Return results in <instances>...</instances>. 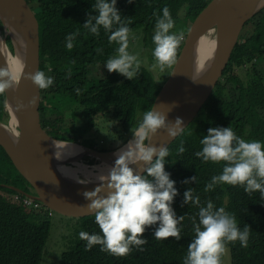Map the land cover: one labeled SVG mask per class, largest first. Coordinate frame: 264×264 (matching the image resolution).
<instances>
[{"label":"trees","instance_id":"trees-1","mask_svg":"<svg viewBox=\"0 0 264 264\" xmlns=\"http://www.w3.org/2000/svg\"><path fill=\"white\" fill-rule=\"evenodd\" d=\"M26 1L39 25V70L54 79L48 89L40 90L41 127L58 140L78 142L104 151L122 138L123 131L129 135L137 127L143 114L151 109L172 68L155 78L144 60L143 47L150 50L155 47L152 37L156 17L162 15L167 6L174 21L170 31H183L185 37L191 22L211 0H132L131 3L117 0L121 22L130 28L129 41L134 33H141L139 42L135 41L142 59L139 73L133 80L117 72L110 73L105 67L118 47L115 43L109 44L110 33L101 27L96 36L83 27L88 15L97 14L92 9L95 0ZM118 26L114 24L113 30ZM69 34H76L71 50L66 47ZM6 45L12 51L9 37ZM182 45L183 41L178 54ZM257 56L264 57V7L244 24L213 92L191 123L168 146L164 170L169 173V179L175 181L177 190L171 207L177 217H185L178 225L181 239L156 240L153 232L157 224L144 232L142 238L148 243L142 246L143 251L133 248L124 257L101 252L99 245L85 251L87 242L80 239L79 233L100 232L95 216L91 214L78 217L80 224L73 226L70 247L60 253V264H183L187 246L194 235L190 218L196 217L199 211V207L191 202L181 206L183 194L189 188L194 198L199 196V206H205L211 200L214 210L223 207L234 214L241 230L245 224L250 226L246 248L241 247L238 240L227 244L230 264H264V200L260 193L249 195L243 187L226 184L205 192V185L213 176L222 173L224 165L204 162L194 155L202 149L200 140L211 127H231L245 141L264 144V76L259 73L262 67L255 61ZM242 68L246 72L245 80L235 72ZM140 111L141 119L137 121L135 118ZM8 119L5 95H0V121L7 122ZM181 142L185 148L182 154L178 152ZM192 176H196V183H182ZM12 186L29 189L28 182L0 146V264H40L50 235L52 215L14 200L17 195Z\"/></svg>","mask_w":264,"mask_h":264},{"label":"clouds","instance_id":"clouds-1","mask_svg":"<svg viewBox=\"0 0 264 264\" xmlns=\"http://www.w3.org/2000/svg\"><path fill=\"white\" fill-rule=\"evenodd\" d=\"M128 2L131 3L132 0ZM116 3L117 0H95L92 9L97 14L88 15L83 27L96 36H99L101 27L105 32L110 33L109 44L115 43L118 47L115 50L116 54L107 60L105 67L110 73L117 72L133 80L139 73L140 61L136 55L128 52L130 28L121 22ZM153 15L155 16L156 13ZM114 24L119 25L115 30H113ZM173 28L174 21L169 8L165 6L162 15L156 17L155 33L152 37L155 46L152 52L155 61L152 68L153 70L159 69L161 73L177 63L178 49L184 40L183 31L173 33L170 31ZM75 35L69 34L66 37V47L69 50L73 48ZM9 40L13 53L14 48L10 37ZM24 79L30 80L38 90L48 89L54 83L51 76H47L44 71L40 70L24 74ZM16 82L17 77L12 69L7 64L0 66V95L13 90ZM37 99L38 97H33L27 105L17 102L15 110L22 111L26 107H33ZM152 106L143 114L141 121V111L138 112L135 120L140 123L137 127L129 135L123 131L122 138L116 140L109 150L91 148L98 153L111 154L116 153L129 141L125 148L115 154L116 158L107 174L99 175L100 182L94 190L82 193L83 197L90 201L87 204V210L94 214L95 223L100 230L99 234L90 235L84 231L79 233L80 239L87 242L85 251H90L95 245L100 246L101 252L114 257L127 256L133 248L143 251L142 246L148 243L147 239L142 238L144 232L147 228L157 224L158 227H155L153 232L156 240H166L170 237L177 241L181 239V229L178 225L185 217H177L171 207L177 190L174 187L175 181L170 180L169 173L164 170L165 157L169 156V149L149 142L160 129H165L168 137L175 138L184 130L181 127L183 121L176 118L174 123L169 124L166 122V114L157 111ZM51 138L60 143L79 146L82 150L88 148L78 142ZM200 143L202 149L194 153L196 157L202 158L204 162L223 163L224 165L222 173L213 176L211 181L205 185V192L213 191L217 185L226 184L243 187L245 193L249 195L259 192L261 199L264 200V144L255 140L245 141L237 136L231 127L209 128L207 135L203 136ZM178 152L180 154L185 152L183 142ZM60 155L61 153L59 156L56 154V157L60 158ZM154 156L155 159H153ZM100 157L85 154L78 162L82 161L91 168L98 162L102 163ZM69 164L64 163L68 166ZM130 165H135L136 168ZM196 181V176H192L182 183L189 184L196 183ZM80 182L85 183V181ZM15 188L20 191L12 188L17 195L13 197L14 200L23 203V198H30L40 204L43 209L40 212L48 211L49 215L53 214V211L35 198L30 185L27 190ZM183 197L181 206L191 202L199 207L197 216L190 218L194 235L187 246L183 264H222V257L228 243L238 240L241 247L248 246L251 231L249 225L245 224L241 230L238 227L236 216L227 212L223 207L214 210L211 200L207 201L205 206H199L200 198L199 196L193 197L191 188L184 192ZM30 208L34 207L30 206Z\"/></svg>","mask_w":264,"mask_h":264},{"label":"water","instance_id":"water-1","mask_svg":"<svg viewBox=\"0 0 264 264\" xmlns=\"http://www.w3.org/2000/svg\"><path fill=\"white\" fill-rule=\"evenodd\" d=\"M264 7L260 0H211L191 22L167 80L155 98L152 108L166 114V122L174 123L176 118L184 127L198 112L213 92L228 64L231 53L238 41L244 24ZM223 23L222 32L216 36V49L207 69L199 74L193 67L194 46L198 37L208 25ZM0 31L3 43L10 37L14 52L22 45L21 66L13 90L5 94L8 113L11 110L20 122L21 137L18 144L12 141L6 125L0 121V146L4 149L19 174L28 182L34 196L48 209L66 217H84L93 213L87 204H81L61 196L56 187V170L51 151L55 140L46 134L40 125V90L24 74L39 70V25L37 18L26 0H0ZM5 60L0 52V66ZM33 97H38L33 107L16 111L17 102L27 105ZM10 115V113H9ZM166 132L165 129L158 130ZM173 138L168 137L163 145L168 147ZM93 156L109 155L84 148ZM155 159V156L153 157ZM130 167L136 168L135 165ZM99 184V183H98ZM97 184V185H98ZM16 191L20 189L12 187ZM94 190V189H93ZM80 193V190L76 191Z\"/></svg>","mask_w":264,"mask_h":264},{"label":"bare ground","instance_id":"bare-ground-1","mask_svg":"<svg viewBox=\"0 0 264 264\" xmlns=\"http://www.w3.org/2000/svg\"><path fill=\"white\" fill-rule=\"evenodd\" d=\"M260 2L264 3V0H260ZM222 24L223 23L221 22L219 26L217 25L216 30H215L216 36H218L219 33L221 34L222 28H223ZM211 26L212 24L205 27L204 32H202V34L198 37L195 43V46H194L195 54L193 55V67L195 66L199 74H202L207 69V67L210 64V60L212 59V56L214 54V51L216 49V44H217L216 36H215V40L208 36V31L211 28ZM22 48H23L22 45H19L17 48V51L14 52L13 54L7 48V46L3 43V38L0 34V52L2 53L4 57L5 64H7L12 69L17 79H18V75L20 71V66L22 63L21 61ZM159 92L157 93L155 98L158 96ZM9 109H10L9 133L11 134L12 141L15 144H18V140L21 137V133H19V129H18V127H20V122L18 121L15 112L11 110L10 105H9ZM190 123L191 121H189L182 128L185 129ZM16 125H17V129L15 127ZM167 138H168L167 132L158 131L152 137V140L149 143L159 145L161 143H165V140ZM175 138H173V140ZM128 142L125 145H123L121 149L125 148ZM171 142L169 143V145L171 144ZM146 143L148 142L146 141ZM88 149H91V148L88 147ZM120 150H118L116 153H118ZM51 151H52L54 164H55V170H56L57 189L62 191L61 196L63 198L72 200V201H75L81 204H86L88 202V200H86L83 197L82 193L84 191H92L97 186V184L100 182L98 180L99 175L101 174L106 175L108 172V169L113 165L114 160L116 158V155H115L116 153H111L109 155H101L100 160L102 161V163L95 164L94 166H91L90 168L86 164L82 162H78L82 158V156H84L87 153L88 150L86 149L82 150L81 147L79 146H74V145L54 141L51 143ZM59 153H61L60 158H57L56 154L57 156H59ZM66 162L70 163L69 166L64 165V163ZM91 169H97V171L93 173ZM80 181H85V183H81ZM77 190H80L81 192L77 193L76 192ZM29 193H31V191ZM34 208L38 211L43 210L42 207H34Z\"/></svg>","mask_w":264,"mask_h":264},{"label":"rangeland","instance_id":"rangeland-1","mask_svg":"<svg viewBox=\"0 0 264 264\" xmlns=\"http://www.w3.org/2000/svg\"><path fill=\"white\" fill-rule=\"evenodd\" d=\"M190 26V25H189ZM216 25H212L211 28L208 31V36L215 40V31ZM0 34L2 38L4 37L3 32L0 31ZM132 40L129 41L128 52L132 55H136L139 59V61L142 59L141 53L138 47V43L135 41L137 40L139 42L141 38V33H134L132 35ZM6 45V43H5ZM140 47L142 48V44H140ZM134 48V50H132ZM144 52V60L146 62L147 68L151 70V72L154 74L155 78L161 77L164 73H161L159 69L153 70L152 64L155 62L154 58L152 56L153 48L147 49L146 47H143ZM14 54V51H13ZM255 61L259 62L262 69L260 70V74L264 76V57H256ZM172 69V68H171ZM173 70V69H172ZM235 72L237 75L245 80L247 78L245 69H236ZM8 119L7 122H3L6 126V128L9 130V122ZM101 121V120H99ZM17 129V125L15 126ZM93 127V126H92ZM91 127V128H92ZM123 147V146H122ZM83 157V156H82ZM82 162V161H81ZM86 162V161H84ZM96 164H99L96 163ZM95 165V164H94ZM97 169H93V173H95ZM80 220L78 217H66L59 215L56 212H53L51 216V230L50 235L47 240V243L44 247L43 253H42V259L40 264H60V253L63 250H66L70 247L69 244V236L73 233V226L76 224H80ZM230 252L229 248H226L225 254L223 255L222 264H230Z\"/></svg>","mask_w":264,"mask_h":264},{"label":"built area","instance_id":"built-area-1","mask_svg":"<svg viewBox=\"0 0 264 264\" xmlns=\"http://www.w3.org/2000/svg\"><path fill=\"white\" fill-rule=\"evenodd\" d=\"M22 202L26 205V206H32V207H40L39 203L34 202L32 199L30 198H23Z\"/></svg>","mask_w":264,"mask_h":264}]
</instances>
